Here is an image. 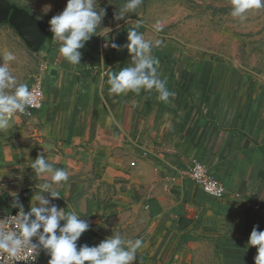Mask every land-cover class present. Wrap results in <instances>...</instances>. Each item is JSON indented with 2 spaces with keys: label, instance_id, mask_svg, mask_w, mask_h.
I'll return each mask as SVG.
<instances>
[{
  "label": "crops",
  "instance_id": "0c3cea01",
  "mask_svg": "<svg viewBox=\"0 0 264 264\" xmlns=\"http://www.w3.org/2000/svg\"><path fill=\"white\" fill-rule=\"evenodd\" d=\"M4 26L9 40L0 53L15 54L10 71L30 89L39 83L44 102L0 132V211H12L10 191L30 210L50 180L30 167L40 153L70 174L59 198L41 195L89 224L78 247L119 232L144 241L133 264H254L257 249L247 241L254 226L264 230V72L255 62L205 51L171 56L163 42L153 54L175 92L164 103L154 90L109 93L105 73L131 56L104 47L102 36L85 42L73 66L51 38L36 52ZM128 28L109 32L108 43L126 44ZM194 158L225 185L223 198L189 176ZM48 260L42 249L40 264Z\"/></svg>",
  "mask_w": 264,
  "mask_h": 264
},
{
  "label": "clouds",
  "instance_id": "9594fccd",
  "mask_svg": "<svg viewBox=\"0 0 264 264\" xmlns=\"http://www.w3.org/2000/svg\"><path fill=\"white\" fill-rule=\"evenodd\" d=\"M143 0H124L118 13L113 19H127L128 13H136ZM230 15L247 19L250 10L264 9V0H231ZM107 9L101 7L98 0H67L65 8L50 20V31L53 41L59 45V53L71 65L81 64L83 48L93 35H101L104 47L120 50L126 48L131 56V62L117 71H107L109 93L115 95L141 91H155L158 100L169 103L175 92L167 87V79L161 78L160 60L153 54L154 48L162 45L160 39L146 38L138 29L143 21L138 20L127 30V43L118 45L108 43L110 29L101 28ZM163 23L157 20L152 29L159 33L163 31ZM99 29V31H98ZM0 132L14 126L17 114L26 115L29 107H38L37 97L41 93L30 89L27 83L18 82L10 71L8 62L16 60L13 52H5L0 58ZM30 167L40 177H47L39 185L40 191L32 198V206L25 211L20 202L18 191H10L12 197L9 207L12 215L9 219H0V264H33L40 256L41 249L49 256L48 264H133L144 241L142 238H126L116 232L113 236L102 240L96 246L82 244L78 240L89 228V224L79 218L76 211L58 209L55 204L49 206V199L41 193L48 191L50 197L59 198L60 188L69 181V172L63 168L54 167L43 154L38 153ZM0 176V198L6 185ZM38 202V204L36 203ZM18 209V211H17ZM61 222H63L61 224ZM37 237V242L32 238ZM247 246H254L257 255L254 264H264V230L254 226L247 241Z\"/></svg>",
  "mask_w": 264,
  "mask_h": 264
},
{
  "label": "rangeland",
  "instance_id": "374dc122",
  "mask_svg": "<svg viewBox=\"0 0 264 264\" xmlns=\"http://www.w3.org/2000/svg\"><path fill=\"white\" fill-rule=\"evenodd\" d=\"M28 9L41 20L49 23L66 6L67 0H10ZM107 9L101 28L109 32L130 27L139 19L146 38L169 42L167 51L171 56L201 55L238 56L256 63L258 71L264 72V9L250 10L247 19L233 18L231 0H143L136 13H128L127 19L115 20L124 0H98ZM164 25L156 33L152 25L157 21ZM8 27H0V45L9 40ZM99 31V29H98ZM141 31V32H142ZM108 32V33H109ZM53 34L49 38L51 40ZM101 37L93 35L89 40ZM1 58L2 54L0 53Z\"/></svg>",
  "mask_w": 264,
  "mask_h": 264
},
{
  "label": "water",
  "instance_id": "95a60500",
  "mask_svg": "<svg viewBox=\"0 0 264 264\" xmlns=\"http://www.w3.org/2000/svg\"><path fill=\"white\" fill-rule=\"evenodd\" d=\"M12 26L29 48L39 51L50 34V23L32 14L28 9L10 0H0V24Z\"/></svg>",
  "mask_w": 264,
  "mask_h": 264
},
{
  "label": "built area",
  "instance_id": "2783aa9c",
  "mask_svg": "<svg viewBox=\"0 0 264 264\" xmlns=\"http://www.w3.org/2000/svg\"><path fill=\"white\" fill-rule=\"evenodd\" d=\"M31 89H34L36 92L41 93V95L37 97L39 106L33 107L39 108L44 102L43 88L39 83H36ZM33 108L29 107L28 111L31 113V110ZM187 173L193 179V181L198 186H200L204 190V192L207 193L209 196L221 199L227 194V189L225 185L199 158H194L192 160L187 170ZM11 215L12 211H0V219H9ZM32 240L33 242H37V237H33ZM18 264H23V262H18ZM33 264H40V256L36 259V261L33 262Z\"/></svg>",
  "mask_w": 264,
  "mask_h": 264
}]
</instances>
